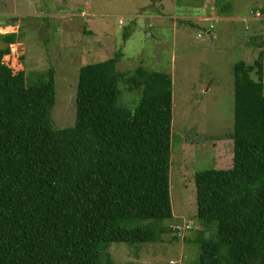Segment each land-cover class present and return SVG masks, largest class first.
<instances>
[{"label": "trees", "instance_id": "16d2710c", "mask_svg": "<svg viewBox=\"0 0 264 264\" xmlns=\"http://www.w3.org/2000/svg\"><path fill=\"white\" fill-rule=\"evenodd\" d=\"M1 37L0 264H98L111 241L160 238L171 216L169 75L118 70L119 49L81 64L73 122L53 127L52 69L26 81L1 61L15 33ZM261 56L232 64L231 164L193 173L195 264H264ZM120 81L140 91L131 108L116 102Z\"/></svg>", "mask_w": 264, "mask_h": 264}, {"label": "rangeland", "instance_id": "374dc122", "mask_svg": "<svg viewBox=\"0 0 264 264\" xmlns=\"http://www.w3.org/2000/svg\"><path fill=\"white\" fill-rule=\"evenodd\" d=\"M250 8L261 14L253 17ZM8 31L16 40L1 61L12 71L22 69L32 81L52 69L53 127L73 122L81 64L119 49L118 70L140 64L169 75L171 216L162 219L167 229L154 240L107 243L98 264H195L201 224L193 173L231 164L233 62L251 63L260 49L264 91V0H0V47ZM119 87L116 102L131 108L139 89L123 81Z\"/></svg>", "mask_w": 264, "mask_h": 264}, {"label": "built area", "instance_id": "2783aa9c", "mask_svg": "<svg viewBox=\"0 0 264 264\" xmlns=\"http://www.w3.org/2000/svg\"><path fill=\"white\" fill-rule=\"evenodd\" d=\"M259 11L258 10H255L254 13H253V17H258L259 16ZM261 14V13H260ZM263 17V16H262ZM120 21V20H119ZM211 26V24H209V27ZM199 35V33H198Z\"/></svg>", "mask_w": 264, "mask_h": 264}, {"label": "crops", "instance_id": "0c3cea01", "mask_svg": "<svg viewBox=\"0 0 264 264\" xmlns=\"http://www.w3.org/2000/svg\"><path fill=\"white\" fill-rule=\"evenodd\" d=\"M208 34H209V31L207 30Z\"/></svg>", "mask_w": 264, "mask_h": 264}, {"label": "water", "instance_id": "95a60500", "mask_svg": "<svg viewBox=\"0 0 264 264\" xmlns=\"http://www.w3.org/2000/svg\"><path fill=\"white\" fill-rule=\"evenodd\" d=\"M207 34H208V32H207Z\"/></svg>", "mask_w": 264, "mask_h": 264}]
</instances>
